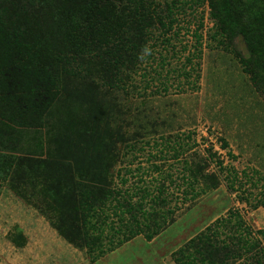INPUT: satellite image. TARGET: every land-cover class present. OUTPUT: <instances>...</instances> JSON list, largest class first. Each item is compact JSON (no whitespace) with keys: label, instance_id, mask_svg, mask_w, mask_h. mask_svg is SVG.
<instances>
[{"label":"rangeland","instance_id":"rangeland-1","mask_svg":"<svg viewBox=\"0 0 264 264\" xmlns=\"http://www.w3.org/2000/svg\"><path fill=\"white\" fill-rule=\"evenodd\" d=\"M193 1L156 0L162 27H148L143 8L136 12L124 1L122 52L142 53L133 73L121 54L126 71L119 88L111 86L118 78L101 74L91 60L92 46L109 38L107 28L98 35L54 11L51 21L43 14L47 24L36 29L45 38L32 52L36 62L14 44L0 45V58L28 66L26 82L44 89L55 84L58 91L43 126L38 122L17 139L20 155L0 196V264H92L131 234L174 221L152 252L161 253L158 264H193L204 247L173 254L222 218L210 243L227 247L229 255L219 254L214 264H264V235L253 240L264 232V208L255 209L264 201V96L244 64L246 57L264 56L256 37L264 32V0H219L233 11L231 26L243 33L231 44L213 30L205 0ZM246 12L254 18L253 36L243 32ZM196 34L204 35L198 44ZM64 53L87 78L66 72ZM97 174L103 183L95 199ZM107 179L120 205L105 196ZM213 185L218 188L207 189ZM130 201L143 212H127ZM173 239L176 245H169ZM131 251L126 256L146 263L142 252Z\"/></svg>","mask_w":264,"mask_h":264},{"label":"trees","instance_id":"trees-1","mask_svg":"<svg viewBox=\"0 0 264 264\" xmlns=\"http://www.w3.org/2000/svg\"><path fill=\"white\" fill-rule=\"evenodd\" d=\"M124 1L125 0H0V45H4L6 48L7 43H9L8 46L14 44L19 50H22V53L27 54L33 62H36L37 54L32 52H34L35 49H41L45 39L42 36L41 29L40 31H36V29L41 23H45L42 21V15H50L49 21H51L54 16L51 13L54 11L57 12L58 18L61 21L79 24L80 27L96 30L98 35L101 30L103 31L104 28H107V33H110L109 38L101 39L99 43L92 46L90 50V52L93 53L91 60L99 63L100 66H98V70H100L101 74L110 76V79L118 78L113 84L111 83V86L119 88L123 80L121 76L124 74V70L126 71L127 69L130 73L135 72L138 67V62H141L139 58L142 53L139 52L138 55L135 53V56L130 57L126 52H122L124 46L121 44L122 39H120V36L123 23L125 22ZM190 1L193 4L194 1ZM127 2L133 6L136 12L141 11V8H143L144 13H147L148 16L141 15V21L145 22L150 17L148 20V27H154L157 23L160 24L161 27L165 25L163 16L157 13V8L160 7V5L157 4L156 0H127ZM177 3V1L172 2L175 9L179 8ZM203 6H207L210 11L209 19L213 24V30H216V34L225 42L227 40L231 44L234 42L235 37L236 40L239 38L244 39L242 36L243 33L229 23V18L232 16L233 11H230L227 4L224 2L221 4L219 0H205ZM169 13L171 18L176 22L177 20L174 17L175 12L173 14L172 10H170ZM242 15L244 16L245 23H248V26L244 28L243 32L253 36V33L250 32V27L254 18L250 16L249 12ZM261 15H263V13L259 12L258 17ZM135 16H133V18ZM32 26L36 27L33 29L31 28ZM197 35L198 34H196L195 37L198 44L203 40L204 35ZM256 37L259 40L258 45H262L264 48V32L259 33V38L258 36ZM118 40L120 41L118 42ZM121 54H124L130 63L126 69L122 63ZM261 54L262 52L260 51L258 55L261 56ZM62 58L66 60L65 65L69 67V71L66 69V72L70 76L87 78L86 76H82L72 65V55L64 53L62 54ZM246 58L248 60L245 59L244 62L246 72L253 76V83L258 89V92L264 96V56L260 58V61L256 60L257 57L255 55H252L251 60H249L248 57ZM189 62H192V59H190ZM190 64L192 65V63ZM28 74L29 68L24 62H18L17 59L13 57L5 59L3 57L0 58V124H2L0 127V196L6 182L11 176L18 160L17 158L20 155L21 150L17 143L19 135L23 130L39 127V124H41L42 127L45 114L48 112L47 107L54 103L58 97L55 84L49 89L41 88L36 82H26L27 78H29ZM120 77L121 79L119 80ZM1 120L4 121L2 122ZM26 120H29V122H26ZM38 122L40 123L38 124ZM3 146H5V148ZM19 168L22 170L21 166ZM154 169L159 171L158 166H155ZM21 174L22 172L19 177L22 176ZM119 177L120 172L117 174V178ZM93 181V184L98 188L93 193L95 199H97L100 191L99 187L103 183L102 176L99 174L95 175ZM126 182L127 180L125 183ZM110 184L111 182L107 179L106 186H103L104 192H108L105 196L112 198L113 202L115 201L120 205V201L116 198V196L120 194L110 190V187L107 186ZM217 188V185H213L211 188L207 189L214 191ZM158 191L163 195L165 188L161 187ZM230 191L233 193L237 192L234 188H230ZM144 193H146L144 200L148 201L149 198H145L151 197L149 190L146 188V192ZM150 201L152 202L154 200L151 199ZM127 204L130 207L127 212H143V208H140L141 204L138 205L131 201ZM259 207L264 208V201L255 206V209ZM229 213L230 216L235 215L233 210ZM224 221L225 218L218 219L199 236L192 239L188 244L175 252L173 257L182 256V254L186 252L193 254L194 252H192V250L201 246L204 247V251L200 254V259L194 258L193 264H214L219 254L228 256L229 252L224 253V250H228V248L219 247L217 244L210 243L211 238L209 236V234H214V231L218 229ZM174 223L175 221L171 223L165 222L163 226L154 227L150 234H146L144 231L135 232L129 237H126L122 243H119L112 250L101 253L98 257L92 259L91 263L94 264L98 262L107 254L119 249L137 237L143 236L147 242H152ZM253 233V231H250L249 235ZM260 234L264 235V232H256L253 240ZM243 243H245V241ZM238 244H240V242H238ZM252 247H255L254 243H252ZM226 256H223V259ZM221 264H224V261H222Z\"/></svg>","mask_w":264,"mask_h":264},{"label":"crops","instance_id":"crops-1","mask_svg":"<svg viewBox=\"0 0 264 264\" xmlns=\"http://www.w3.org/2000/svg\"><path fill=\"white\" fill-rule=\"evenodd\" d=\"M159 237L160 236L155 238L152 242H147L144 239V237H142V236L137 237L134 240H132L131 242L127 243L125 245L127 247L124 246L125 247L124 250L120 249L118 252L114 253L113 255H110V257L108 259L106 257L107 260L104 258L98 264H136V263L138 264L139 263L138 261L141 262V260H142L141 258H138L140 256H137V254H134V255L131 254L130 256H126L127 250L131 251V250L136 249V248L139 250V252H142L143 261L145 260V262H146L144 264H158L159 261H157V260H158V257L160 258V256H159L160 252L159 253H157L156 251L152 252V250H153L152 245H153V243H157V241L160 239ZM171 243H174V239L168 244L170 245ZM174 245H176V244L174 243ZM180 248H182V247H180ZM143 252H149V255L143 256ZM154 262H156V263H154Z\"/></svg>","mask_w":264,"mask_h":264}]
</instances>
